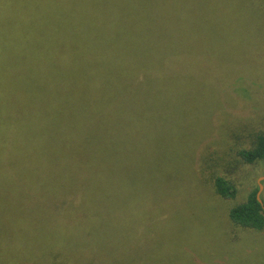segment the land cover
Segmentation results:
<instances>
[{"label": "rangeland", "instance_id": "obj_1", "mask_svg": "<svg viewBox=\"0 0 264 264\" xmlns=\"http://www.w3.org/2000/svg\"><path fill=\"white\" fill-rule=\"evenodd\" d=\"M159 3L154 21L145 9L118 39L121 25L103 8L90 15L86 2L67 0L66 56L98 63L107 38L132 53L122 71L101 74L95 97L107 86L118 96L115 161L0 163V264H264V229L228 218L259 184L264 207V161L238 156L264 134V0ZM133 6L125 0L127 19ZM44 74L0 69V85L21 99L61 88L68 136L77 137L70 118L86 113L84 74L65 67L35 86ZM28 117L25 135L39 120ZM218 177L235 186L234 200L215 194Z\"/></svg>", "mask_w": 264, "mask_h": 264}, {"label": "trees", "instance_id": "obj_2", "mask_svg": "<svg viewBox=\"0 0 264 264\" xmlns=\"http://www.w3.org/2000/svg\"><path fill=\"white\" fill-rule=\"evenodd\" d=\"M66 1V2H65ZM0 0V42L3 44L0 52V69L11 74H22L30 67V72L43 71L44 81L38 79L35 86L45 84V77L51 75L58 77L64 74V68L73 67L79 70L83 80L81 90L86 93V98L91 99V104L86 101V113L81 110L70 120L74 121L75 131L79 130L77 137L68 136L70 126L65 116L67 103L63 101L62 89L57 88L45 94L27 93L26 98H18L12 93L3 92L8 84L0 85V163L1 164H26L35 163L48 166L54 163L69 165L80 162L111 163L115 161L117 145L116 109L119 103L114 87L103 88L101 97L95 98L103 80L100 76L107 75L112 68L122 71V67L129 63L132 53L123 55V41L113 42L107 38L106 51L99 56L98 63L94 61H81L82 56L73 60L66 56L69 52L66 42L64 25L66 23L67 0ZM86 2L85 11L95 15L96 8H103L106 19L120 24L118 39L125 31L128 34V23L134 18L143 19L144 10L147 9L146 18L152 22L156 15L151 13L152 8L161 5V0H132L134 6L130 8V18L127 19L125 0H74ZM95 5V6H94ZM161 19H158L160 21ZM125 26V27H124ZM25 44L22 45L21 41ZM115 43V44H114ZM146 44L148 43L145 42ZM144 43V44H145ZM72 52V51H71ZM70 52V53H71ZM69 63L61 68V62ZM135 65L145 66L140 61ZM156 67V66H155ZM94 73L93 85H87L88 75ZM109 77V76H107ZM114 79L112 77H109ZM113 81L119 85L123 83ZM88 91L90 94H87ZM114 93V95H110ZM114 97L110 101L102 100ZM132 93L126 98L130 97ZM79 97V96H78ZM13 98H16L15 100ZM98 100V109L92 101ZM92 105V107H91ZM77 109V108H76ZM79 110V109H77ZM28 115L39 118L30 128L29 135L24 134L27 126ZM134 128L130 127V131ZM96 134V135H95ZM101 135L102 139L96 138ZM32 136L35 140L29 144L26 138ZM30 139V138H29ZM87 144V146H85ZM249 150L238 152L240 159L247 164L264 161V134L256 137ZM75 147V148H74ZM90 153V154H89ZM87 154V156H86ZM43 177V174L40 175ZM212 187L215 194L224 200H234L237 191L233 184L218 177L213 181ZM258 188H255L247 197L246 202L231 209L228 218L230 222L240 229L260 232L264 229V210L256 199Z\"/></svg>", "mask_w": 264, "mask_h": 264}, {"label": "water", "instance_id": "obj_3", "mask_svg": "<svg viewBox=\"0 0 264 264\" xmlns=\"http://www.w3.org/2000/svg\"><path fill=\"white\" fill-rule=\"evenodd\" d=\"M261 191H262V185L259 184L258 185V191H257V194H256V199L258 201V203L262 206V208L264 209L263 205H262V201L260 199V194H261Z\"/></svg>", "mask_w": 264, "mask_h": 264}]
</instances>
